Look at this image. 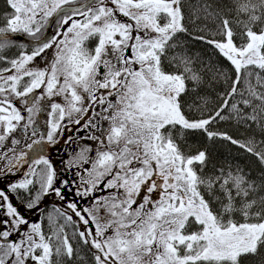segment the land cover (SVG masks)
Masks as SVG:
<instances>
[{
  "label": "snow or ice",
  "instance_id": "obj_1",
  "mask_svg": "<svg viewBox=\"0 0 264 264\" xmlns=\"http://www.w3.org/2000/svg\"><path fill=\"white\" fill-rule=\"evenodd\" d=\"M2 2L0 177L23 166L27 171L0 188V264H87L81 244L92 264H242L259 255L264 173L250 179L239 166L210 168L207 149L192 154L184 143L188 133L199 131L210 142L221 138L238 146L264 166V140L210 130L217 120L234 119L264 134V0H232L227 12L217 0H197L195 6L187 0ZM55 17V34L45 36ZM202 18L218 21L213 35L221 39L193 35L190 27L205 29L198 24ZM183 36L213 45L235 73L214 111L200 91L203 72L213 80L231 77L211 66L196 69ZM23 37L35 42L31 51ZM11 49L19 51L9 56ZM72 125L88 135H68L66 146L84 139L92 144L65 162L78 169L77 179L57 187V169L44 148L58 144ZM73 187L91 206L68 201L78 222L54 207L47 232L42 213L30 222L12 202L38 211L46 197L64 201L63 189ZM69 225L76 226L75 245L65 230Z\"/></svg>",
  "mask_w": 264,
  "mask_h": 264
},
{
  "label": "trees",
  "instance_id": "obj_2",
  "mask_svg": "<svg viewBox=\"0 0 264 264\" xmlns=\"http://www.w3.org/2000/svg\"><path fill=\"white\" fill-rule=\"evenodd\" d=\"M187 2L195 6L197 0H187ZM232 0H217L219 7L223 8L225 12L228 11V8L231 7ZM0 7H3V2L0 0ZM185 12H188V8H185ZM236 13L233 10L229 13L230 19H235ZM217 22L212 20L205 21L203 18L198 21V24L201 26L206 25L203 31L193 30L190 27L195 36H205L207 39H221L219 35H213L217 31ZM233 27L236 31H239L235 23ZM183 44L185 45V51L194 59V67L198 70L207 68L211 66L213 69H220L226 72L227 75L231 77L227 82L224 79L213 80L211 74L207 71L203 72L204 76V85L200 89L202 94H207L209 98L208 108L210 111H214L215 108L223 102L220 98V93H226L231 86V80L235 78V73L230 65V63L223 58L217 49L213 45L208 44L202 40L193 39L192 36H183L181 37ZM237 43H240L239 38ZM18 49H11L7 52V55L14 56L17 54ZM170 71L172 69H169ZM200 114L197 113L198 117ZM224 115H228L227 111L224 112ZM210 130L215 132L227 133L237 140H247L250 137H255L256 140H264V134L260 132L255 124H252L251 127L247 125H240L234 119L226 120H217L214 124L210 125ZM261 147H264L262 145ZM185 151H188L192 154L195 152L207 149L211 160L209 162V167L215 165L219 166H239L245 173L249 174L250 179H255L264 173V166L260 164L258 159L245 152L243 149L239 148L236 145L231 144L230 142L217 138L214 141H208L207 137L202 132H190L188 133L185 143ZM259 150V149H258ZM75 245V244H74ZM85 249L84 246H80V256L85 258L87 264H92L91 255ZM70 264H80V262H70ZM242 264H264V248L260 250L259 255L249 256L243 258Z\"/></svg>",
  "mask_w": 264,
  "mask_h": 264
},
{
  "label": "flooded vegetation",
  "instance_id": "obj_3",
  "mask_svg": "<svg viewBox=\"0 0 264 264\" xmlns=\"http://www.w3.org/2000/svg\"><path fill=\"white\" fill-rule=\"evenodd\" d=\"M54 35V33L52 34ZM29 40H31V38L27 37ZM33 47H29L27 46L28 51H31ZM54 52V49L49 50L47 52V58L51 59L52 54ZM36 65L38 66H43V61L41 59H37L36 60ZM47 118V112H44L43 114H41L39 116V127L41 128V130L43 131L44 128V122ZM106 126V125H105ZM68 135H72L74 138H78V137H86L88 135V131L87 130H81L79 132L76 131V126L72 125L68 128L67 131H65V133L59 137V143L56 145H51L48 146L46 148H44V155H46L54 164L55 168L57 169V181H56V186L59 187L60 186V181L62 180H76L77 177L75 176V172L78 170L77 168L74 167H69L66 166L65 162L69 161L71 159L72 156L75 155L76 151H78L79 147H82L86 144H92L91 141L84 139L79 141L78 144H72L71 147H68L64 144V140L67 139ZM92 155H94V153H92ZM5 162L0 161V167H3V164ZM84 167H90V165H84ZM27 171V167L23 166L21 168L20 171L15 172L14 174H7V179H4L3 177H0V188L2 189H7V185L9 183H11L12 181H16L19 180L23 177V172ZM64 194H65V201L68 203V201H77L78 202V206L79 207H84L85 205L87 206H91V203L89 200H83L80 201L78 197H76L74 195V191L75 188L73 187L71 191H69V189L65 188L63 189ZM102 193H97V195H101ZM56 201L61 202V200L59 198H57L55 195H49L48 197H46L43 200V203L40 204L39 206V210L38 211H33V212H27L23 206L19 205V202L13 198L12 202L14 205H17L20 208V211L23 215H25L30 222H35L38 220H41V213L44 214H48L50 211L53 210L54 207H56ZM65 211L68 212V214L75 216L74 213L71 212L70 209H67V204L65 205ZM43 225L45 228V231H48V222L46 220V218L43 217ZM27 226H23V228H26ZM16 236H13V239H16ZM76 244V243H74ZM82 245V244H81ZM83 246V245H82ZM85 248H87V246H84Z\"/></svg>",
  "mask_w": 264,
  "mask_h": 264
},
{
  "label": "water",
  "instance_id": "obj_4",
  "mask_svg": "<svg viewBox=\"0 0 264 264\" xmlns=\"http://www.w3.org/2000/svg\"><path fill=\"white\" fill-rule=\"evenodd\" d=\"M23 42L25 43V44H28V45H35V43L34 42H28L27 40H25L24 38H23Z\"/></svg>",
  "mask_w": 264,
  "mask_h": 264
}]
</instances>
